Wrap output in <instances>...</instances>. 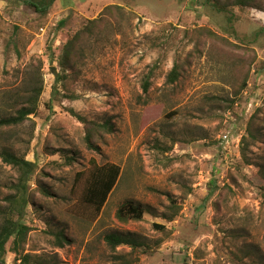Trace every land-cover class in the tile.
<instances>
[{
  "label": "rangeland",
  "instance_id": "obj_1",
  "mask_svg": "<svg viewBox=\"0 0 264 264\" xmlns=\"http://www.w3.org/2000/svg\"><path fill=\"white\" fill-rule=\"evenodd\" d=\"M232 2L80 0L43 17L0 0V117L43 88L36 113L0 131V149L36 165L31 231L6 264H264V0ZM110 166L97 213L85 196ZM19 177L0 158V199ZM127 203L142 220L117 218ZM112 233L138 246L112 249Z\"/></svg>",
  "mask_w": 264,
  "mask_h": 264
},
{
  "label": "trees",
  "instance_id": "obj_2",
  "mask_svg": "<svg viewBox=\"0 0 264 264\" xmlns=\"http://www.w3.org/2000/svg\"><path fill=\"white\" fill-rule=\"evenodd\" d=\"M20 2L25 6L33 8L37 14L45 17L54 6L56 0H20ZM232 4L238 8H257V0H233ZM220 9L222 12H226L227 5H224ZM92 23H94V21ZM81 34L82 32L79 31L65 46L64 60L61 62L63 69L67 68L69 64L68 57L72 52L74 42L80 39ZM178 78L179 72L175 65L169 75L168 82L173 84ZM245 81H247V78L243 83H245ZM149 88L150 83L146 80L143 84L144 93H147ZM42 91V87L34 89L31 97L15 111L14 115L0 117V131L7 127L21 125L30 116L35 114L38 109V101ZM86 140L91 149H97L93 146L90 136H88ZM0 158H2L4 163L20 172L19 182L15 187L16 192L0 199V264H6L5 255L7 254L9 242L12 241L13 250L15 253H18V249L26 242L27 236L31 231L29 226L24 222V218L29 205L28 184L35 172L36 165L26 160L24 157L17 156L9 148L0 149ZM103 169V173L97 177L85 196V201L89 205L94 206L97 213L102 210L120 175V168L117 166H110ZM144 213L141 207L132 203H127L119 208L117 218L122 222H128L130 220L140 221L143 219ZM173 218L174 217L171 219ZM58 237L59 241L56 243L58 248H63L69 243V240H67V237L63 234H59ZM105 241L115 250L120 246L127 245L131 246V248L138 246L137 240L131 233L108 234L105 237ZM17 256L23 264H32V259L35 258L30 254L22 255L19 253ZM35 264L43 263L36 260Z\"/></svg>",
  "mask_w": 264,
  "mask_h": 264
},
{
  "label": "crops",
  "instance_id": "obj_3",
  "mask_svg": "<svg viewBox=\"0 0 264 264\" xmlns=\"http://www.w3.org/2000/svg\"><path fill=\"white\" fill-rule=\"evenodd\" d=\"M80 0H56L55 8L62 9V11L72 8L75 3L79 2Z\"/></svg>",
  "mask_w": 264,
  "mask_h": 264
},
{
  "label": "bare ground",
  "instance_id": "obj_4",
  "mask_svg": "<svg viewBox=\"0 0 264 264\" xmlns=\"http://www.w3.org/2000/svg\"><path fill=\"white\" fill-rule=\"evenodd\" d=\"M262 17L264 18V13H261Z\"/></svg>",
  "mask_w": 264,
  "mask_h": 264
}]
</instances>
